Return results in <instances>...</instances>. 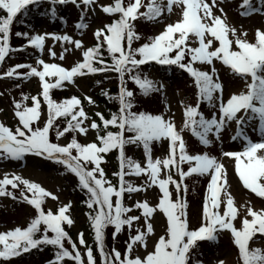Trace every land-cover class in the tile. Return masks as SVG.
I'll use <instances>...</instances> for the list:
<instances>
[{"label": "snow or ice", "instance_id": "1", "mask_svg": "<svg viewBox=\"0 0 264 264\" xmlns=\"http://www.w3.org/2000/svg\"><path fill=\"white\" fill-rule=\"evenodd\" d=\"M42 2L43 0H0V13H2L0 14V62H3L10 52L23 50L24 47L10 46V26L14 23V19L18 14H26L29 6L39 7ZM47 2L52 5L48 9L52 17L56 16V5L69 2L78 4V0H47ZM79 2L88 8L94 0H79ZM259 2L261 7L253 8L250 0H242L241 7L245 10L241 11L240 15L246 16L264 9V0ZM173 6L181 9L179 18L164 25L162 31L149 37L142 45L133 48V41L140 37L134 31L132 21L137 18L149 20L162 18V12L166 10L171 13ZM216 6V0H212L211 6L205 0H166V2L148 0V3L143 5L145 10L139 12L142 7L141 0H130L126 6L123 5L122 0H113L111 4L100 5V8L105 14L118 13L119 19H114L111 23L98 28L93 33L97 40L96 44L87 49H82V42L78 39L73 40L67 34L40 33L29 36L26 32L15 33L17 37H25L27 46L36 49H42L46 37H49L54 43L68 42L74 44L76 49L82 50V62L75 63L70 69L37 58L36 64L42 65V69L28 64H15L0 73L4 77L14 75L24 79L37 77L41 88L38 95L43 97V103L47 106V118L41 125L39 123L41 102L38 100V95H31V106H25L23 101H13L18 126L13 131L0 123V157L22 160L25 154H32L54 161L75 175L78 186L81 190H85L87 197L83 201L89 209L85 215L93 234L100 264H188L192 250L198 247L197 242L216 241L221 230L230 232L242 264H264V249L252 248L249 243L254 234H264V208L253 209L247 206L240 227H235L233 220L238 216V209L234 205L233 197L227 191L224 165L215 156L207 153L188 154L180 134L181 131L188 129L198 138L201 145L207 147L213 142L212 138L219 141L224 128L234 122L236 134L231 138L241 139L243 148L241 151H222L221 155L234 159L235 174L243 187L256 196L264 198V139L254 142L244 132L246 127H251L253 132L264 137V30L256 29L254 42H249L246 33L242 31L238 34L235 28L229 27L221 18L222 8L219 10L220 15L213 13V8ZM75 27L78 30L86 27L83 13ZM193 38L196 46L187 42ZM125 39L127 47L122 46V41ZM233 43L235 48L232 47ZM105 45L111 64H107L100 55ZM48 53L50 56L56 55L51 48H48ZM60 59H63V53ZM93 59L97 61L99 67L92 66ZM148 61H155L159 65H175L194 79L197 104L184 107V124L180 131L176 130L171 117L166 119L161 114L132 111L134 93L125 86V73H128V79L133 81L143 95L162 91L164 87L162 83L157 87L156 82L148 79L146 75L141 78L138 74L139 66ZM215 61L221 62L232 73L245 78L244 90L231 94L226 100L223 99V85L214 66ZM196 63L207 65L210 70L195 67ZM21 68H27L28 71L18 72L17 70ZM83 69H87L89 73L114 70L118 74L120 88L115 99L119 103V108L117 112L111 113L109 118L96 112L95 116L99 118V124L95 120L88 125L85 124L88 117L83 108L79 107L81 102L77 97L72 96L57 103L49 95L50 89L60 87L61 82L71 83L73 77L83 75ZM45 77H55V83L46 82ZM102 95L107 96L108 93L102 92ZM24 99L28 97L24 96ZM84 99L90 104L94 103L88 96ZM201 102L218 109V115L217 111H213L211 117L206 118L198 110ZM57 117H70V119H67L66 125L60 128L59 125L53 124ZM109 126L118 130L111 131ZM89 127L96 131V142L81 144L75 134L86 136ZM50 129H55L57 141L69 131L74 135L66 144L61 145L58 142H51ZM125 133L131 135L126 136ZM162 138L167 140V154L162 160L153 159L150 144L160 142ZM126 144L143 146L145 157L143 166L125 155ZM112 149L119 151L117 159L120 171L113 173L119 178V187L113 186L105 179V172L100 167L104 160L102 154H107ZM184 163L189 165L187 171L179 167ZM172 172L178 174L179 182L173 179ZM142 173L148 176V180L140 186H133L130 181L125 180L126 176H140ZM193 173L207 174L210 179L207 183L199 226L190 229L186 215L187 202L181 200L179 190L184 177ZM161 175L163 178H160ZM153 184L159 188L158 202L150 206L146 200L137 201L132 206L141 210V215L144 217L143 230L137 227L134 235L130 232L123 254L115 247L110 253L106 251L104 245L106 226H113L112 236L115 238L117 233L121 232L122 226L128 225L131 229L132 223L139 220L138 216L125 215L131 209L123 205L122 194L144 191ZM169 184L177 189L175 200L170 198ZM9 185L12 189H19L20 198L31 205L36 214L25 227L17 226L7 231H0V258L7 260L31 249L51 245L56 251L53 261L47 264H62L65 258L74 261V264H84L77 244L62 227V224L69 226L73 224V220L67 214L71 202L59 206L55 213L51 209L45 212L42 209L43 199L52 194L40 184L16 174L11 177L5 174L0 178V196L16 199L14 192L7 190L6 186ZM222 190L223 198H221ZM25 191L31 193V196L26 195ZM112 197L115 198L114 202ZM52 198L56 199L55 196ZM221 205H223L222 214ZM157 209L166 218V228L164 234L153 241L152 250H149L147 238L154 234L150 221L154 218L153 214ZM49 232L51 236L48 235ZM77 238L79 244L85 248L83 256H86V264H95L93 250L84 241L83 233H78ZM65 240L71 246V250L64 247ZM136 244L144 248V254H133ZM219 264H223V261Z\"/></svg>", "mask_w": 264, "mask_h": 264}, {"label": "rangeland", "instance_id": "2", "mask_svg": "<svg viewBox=\"0 0 264 264\" xmlns=\"http://www.w3.org/2000/svg\"><path fill=\"white\" fill-rule=\"evenodd\" d=\"M112 0H94V3L91 4L88 8V14L90 20H87V18L84 15V21L86 27L73 31L72 24L67 23L66 26H63L61 30L57 33L50 32L49 28L50 25L46 21V19L41 23L37 21V24L35 25V30L33 34H40V33H53L56 35H65L72 37L73 40H80L82 42V49H84L88 43H90V40L88 38L91 36V40H93L92 37V30H97L98 28H102L103 25H105L106 18L104 16V12L101 10L100 5H106L111 4ZM205 2L209 3L211 6L212 0H205ZM242 0H216V7L213 8V13L215 15H220V9H223V15L222 19L226 21L229 27L235 28L237 33L240 32L246 33V39L250 42L253 39V36L255 34L256 29L264 30V9L261 11H255L252 12L249 15H246L245 17L235 15L233 16L231 10L233 11V7L240 8V10H243L241 7ZM79 7H82V3L79 2ZM253 8H260V2L259 0L253 2L252 4ZM239 10V11H240ZM238 11V12H239ZM181 9L173 6V10L171 13H165L164 19L160 22H154L153 25H151L152 30V36L157 34L158 32L162 31V28L164 25H166L169 22H175L180 15ZM80 22V21H79ZM52 30V29H50ZM30 33V32H29ZM229 38L231 39V33L229 32ZM88 40V41H87ZM141 40L143 41V38L141 37ZM192 46H196L194 43V38L189 39L187 41ZM232 47H235L234 43ZM48 48H51L53 52L56 53L55 56H50L48 53ZM67 49V51H65ZM63 53V59H60L61 54ZM82 53L81 49H76L74 44H69L68 42L61 43L59 41L53 42L51 38L46 37L45 43L42 47V49H37L35 63L37 58L42 59L46 63H56L60 66H64V68L69 69L72 67L77 61L81 59L80 54ZM148 63H152L148 61ZM37 65V64H36ZM42 68V65H37ZM195 67L200 68L201 70H210L207 65H202L199 63L194 64ZM214 66L217 70V74L219 77L220 82L223 85V99H227L231 94L233 93H239L241 90H244L245 86V78H239L235 77L232 74H229L225 69H223L218 61L214 62ZM149 78L153 79L157 87L162 83L163 89L162 91H159V93L162 96V101L160 102V107L156 106L157 99L154 98V104L149 105V109L153 112L158 111L157 108L159 107V111L164 116V118L171 117L174 126L177 131L182 128L184 124V117H183V110L182 107L183 102L187 103V106L195 105V97L191 95H186L189 92L190 93V84L183 78L179 77H172L171 80L173 82H170L166 80L165 78H159V76L155 72H151L149 75ZM250 82V78H247ZM28 85L26 87L29 91V95H37L38 90H40V86L37 84L36 81L32 79H28ZM91 82L92 79L88 78L86 76H79L76 75L73 78L72 84L68 85L69 89H73L75 92L79 93L82 97L88 96L91 98ZM189 85V87H188ZM134 93L133 89L129 88ZM0 122L7 127H9L11 130H15V128L18 126V119L14 115V106L13 101L16 100L15 97H13L10 94V85L8 81H0ZM135 96V93H134ZM134 96L132 99H134ZM219 103L218 101L216 102ZM25 106H31L30 103H25ZM205 108V107H204ZM206 109V108H205ZM213 111H218V109L215 108H209L208 110H200V112L206 117L210 118ZM41 115L39 117V123L42 124L45 119L44 110L42 107H40ZM159 113V112H157ZM88 117V120L85 121V124H90V118L89 115L86 114ZM80 119V118H78ZM233 126L234 122L229 124L227 127L224 128V130L221 133L220 140L217 141L215 138H212L213 141L218 142L222 146V151H225L226 149H236L237 151H241L243 148V144L239 142H234V146L231 147V140H232V133H233ZM248 133L249 131H253L251 127H248ZM184 136L183 138L188 139L189 134L188 131L184 130ZM257 135H253L250 137L252 141H258L260 139H264V137H261L257 132ZM235 135V131L233 136ZM85 138V142H91L94 137V133L92 129L89 127L86 133V136L83 135ZM63 139L60 140V143L63 145L64 142ZM164 141L165 139L162 138L160 141L163 150H164ZM163 155L162 148L159 152V157ZM219 162H221L224 165V172L226 173V181H227V191L228 193L233 197L234 205L238 209V216L233 220V224L235 227H240L241 218H244L246 213V207L251 206L253 209H261L264 208V205L260 203L259 201L252 200L249 198V196L243 191L244 187L242 183L239 180V177L235 174V165H234V159L229 157H224L221 155L216 156ZM162 168V165H161ZM5 174H8L9 177L11 175L16 174L19 175L25 179H28L32 182H36L40 184L46 191L50 192L52 196H55L56 199H53L52 196L46 197V200L43 202L44 209L48 211L51 209L53 213H55L56 209L59 206H62L63 204L71 202V206L68 210V214L72 217L73 224H72V231L74 234L78 231L80 227V224L83 223V217L78 214V209L73 208L74 203L73 201L68 197L66 185H63V180L61 179L59 174H55L54 171L51 169V162L48 160H39L38 158H34L32 156L25 157L22 160H14L11 162H8L7 159H4L3 157H0V178H3ZM98 175V174H97ZM148 178V177H147ZM160 178H163L161 175ZM141 184L138 183L136 186H140ZM7 190L13 191L17 199L20 200L17 204V206L9 205L14 202L11 197L6 196L5 198L0 199V231H7L9 229H13L17 226L24 227L25 224H27L31 218L35 216V212L32 211L31 206L24 201L19 196V189H12L11 186H6ZM23 187L22 185L20 186ZM170 191V198L174 200L176 196V192L173 188H171V184L168 186ZM26 195L31 196V193H28L25 191ZM160 195L156 190L154 189L153 185L150 187H146L144 191H136L133 193V196L129 198V200L125 203L126 207H128L131 203L133 205L136 204L137 201H144L146 200L150 206H154L158 202V198ZM221 198H223V193ZM241 205H244V207H241ZM14 206V207H12ZM194 208V207H193ZM190 209V216L191 220L194 224L193 228H197L199 226L201 215L199 212V206L195 209ZM223 205H221L220 211L222 214ZM199 214V215H198ZM125 215H133L138 216L139 220L134 221L132 223L131 229L128 225L122 226L121 232L117 233L116 237L112 239L115 240L113 244L110 246L108 245V248H110V251L113 247H115L118 251H120L122 254L125 251L126 248V242L128 241L129 234H135V230L137 227H141L143 230L144 225V217L141 215V210L138 208L131 209L129 213H126ZM153 217L151 219V224L154 228V234L149 236L147 238V246L149 250H152L154 244L153 241L155 239H158L160 235L164 234L165 228H166V218L164 217L163 213L160 212L158 209L154 212ZM250 218V217H249ZM114 230V228H112ZM82 230V229H80ZM84 230V229H83ZM219 233L218 238V244L214 246L212 250H208V255L204 252V256L206 259L204 260L203 264H219L220 261H223V264H238V261H236V257H234V249L236 248L233 244L232 237L230 232L227 230H221ZM75 238H77V235H75ZM251 242V240H250ZM249 242V243H250ZM77 244V248L81 251L82 257L84 259V264H86V256H83L84 253V247H81L78 241H75ZM252 247H260L264 249V243H260L259 239L255 238L254 241L251 244ZM67 249L71 250V246H67ZM237 249V248H236ZM144 254V248L140 247L139 244H136L133 249V254ZM4 259H0L1 264H10L7 262V260L2 261ZM95 264H100V257L96 255L95 257ZM16 264H42L37 258H29L26 260L21 261L20 263ZM66 264V263H65Z\"/></svg>", "mask_w": 264, "mask_h": 264}, {"label": "trees", "instance_id": "3", "mask_svg": "<svg viewBox=\"0 0 264 264\" xmlns=\"http://www.w3.org/2000/svg\"><path fill=\"white\" fill-rule=\"evenodd\" d=\"M43 1H45V0H43ZM28 11H30V9ZM28 11H27L26 14H20V15H18L15 18L14 23L11 26L12 30L21 29L22 23H26V22L30 23L31 22L32 17H31V15L28 14ZM24 17H26V19ZM100 54H105V51L102 49ZM137 72H138V74L140 76L143 74L142 70H137ZM141 78H143V77L141 76ZM63 89L60 87L57 90H55L54 93H53L54 99L56 101H58V102H60L61 100L70 98L69 93L67 91L63 90ZM106 93H108L107 96L101 94V96L98 95V97L96 99H97V102H98L97 104L100 107V113L105 118H109L111 113L117 112L118 104H117L116 99H114L112 97V95L115 93V89L114 88H110V90L108 92H106ZM109 97H112V98H109ZM132 111L139 112V110L136 109V108H133ZM66 122H67V118H63V119H60L56 123V125H59L60 128H63L66 125ZM100 131H101V134H103V126H101ZM65 134L66 135H70L71 137H73V132L72 131H69V132H67ZM55 138H56L55 129H52L50 139L54 140ZM192 196L195 197V195H192ZM65 231L70 236V234H71L70 229L66 228ZM197 249H199V247L195 248V251L192 252V255L190 257V261H192L193 263L197 262V260L199 259V251H197ZM40 250L41 251H39L38 253L36 252L34 254H35V256H37L36 258H38L41 261L46 260L48 258H51L54 255V250L51 251L50 249H47V248L40 249Z\"/></svg>", "mask_w": 264, "mask_h": 264}]
</instances>
